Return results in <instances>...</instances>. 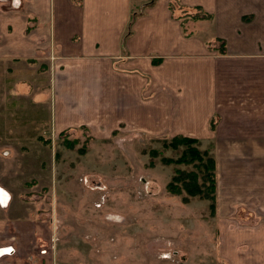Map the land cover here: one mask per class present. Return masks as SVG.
I'll list each match as a JSON object with an SVG mask.
<instances>
[{
	"label": "crops",
	"instance_id": "0c3cea01",
	"mask_svg": "<svg viewBox=\"0 0 264 264\" xmlns=\"http://www.w3.org/2000/svg\"><path fill=\"white\" fill-rule=\"evenodd\" d=\"M148 2L132 15L133 0H0V65H38L40 73L48 72L49 101L36 94L34 103L45 110L53 136L85 129L106 141L134 132L247 147L237 160L255 168L248 164L244 174L230 175L241 189L232 187V201L238 194L261 197L244 188L246 180L250 189L264 188V174H256L264 171V0ZM183 10L200 15L193 19ZM206 22L208 32L203 26L192 30ZM213 42L224 54L203 57ZM13 70L9 80L24 78L20 90L31 89L26 76ZM218 170L222 193L229 174H222L220 163ZM17 196L21 202L11 197L0 204V242L16 241L0 243V264H43L38 254L45 251L47 219L33 215L25 193ZM217 201L222 207L221 195Z\"/></svg>",
	"mask_w": 264,
	"mask_h": 264
},
{
	"label": "rangeland",
	"instance_id": "374dc122",
	"mask_svg": "<svg viewBox=\"0 0 264 264\" xmlns=\"http://www.w3.org/2000/svg\"><path fill=\"white\" fill-rule=\"evenodd\" d=\"M143 1L133 0L132 15L145 10L139 8ZM183 11L193 19L200 15ZM210 23L192 30H211ZM222 53V44L213 42L203 57ZM13 69L26 76L31 89L20 90L24 78L9 80L17 74ZM49 82L38 65L31 70L0 65V204L8 205L11 197L21 202L17 193L22 192L33 204V215L47 219L45 251L38 254L43 264H264V243L254 240L257 233L264 241V188L250 189L246 180L244 190L261 197L253 202L238 194L232 201V187L236 193L241 189L230 175L244 174L248 164L255 168L237 160L247 147H216L197 139L199 149L214 159V203L197 197L186 202L167 190L176 170L189 169L176 164L183 144L134 132L113 134L110 141L94 139L85 129L53 136L45 110L34 103L36 94H47L49 101ZM218 163L222 174H229L222 193ZM13 241L6 237L0 243Z\"/></svg>",
	"mask_w": 264,
	"mask_h": 264
},
{
	"label": "trees",
	"instance_id": "16d2710c",
	"mask_svg": "<svg viewBox=\"0 0 264 264\" xmlns=\"http://www.w3.org/2000/svg\"><path fill=\"white\" fill-rule=\"evenodd\" d=\"M174 141L185 146L176 164L184 165L189 169L175 171L167 185L168 192L173 195H183L186 202L190 198L197 197L214 203L215 164L213 157L199 149L197 139L176 136L172 142ZM171 145L174 149L178 148L177 144Z\"/></svg>",
	"mask_w": 264,
	"mask_h": 264
}]
</instances>
